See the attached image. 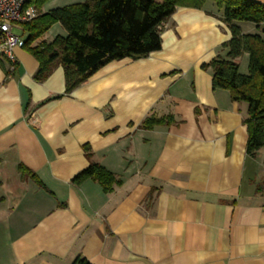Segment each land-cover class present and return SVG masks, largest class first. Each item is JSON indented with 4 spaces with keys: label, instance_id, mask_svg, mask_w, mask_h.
Returning a JSON list of instances; mask_svg holds the SVG:
<instances>
[{
    "label": "crops",
    "instance_id": "crops-1",
    "mask_svg": "<svg viewBox=\"0 0 264 264\" xmlns=\"http://www.w3.org/2000/svg\"><path fill=\"white\" fill-rule=\"evenodd\" d=\"M59 1L39 12L80 0ZM221 15L176 7L158 50L109 61L69 94L60 65L37 81L22 45L12 69L0 50V264H264V147L245 152L246 103L201 67L225 54ZM65 33L55 22L40 39ZM148 116L168 119L141 126ZM90 162L120 183H71Z\"/></svg>",
    "mask_w": 264,
    "mask_h": 264
},
{
    "label": "trees",
    "instance_id": "trees-1",
    "mask_svg": "<svg viewBox=\"0 0 264 264\" xmlns=\"http://www.w3.org/2000/svg\"><path fill=\"white\" fill-rule=\"evenodd\" d=\"M48 0H30L37 15L21 23L26 32L22 46L38 61L34 74L37 81L45 79L60 65L64 74V91L69 94L107 62L125 57L138 59L161 47L162 23L178 6L202 8L210 2L221 11L222 21L230 37L223 42L225 54H217L201 67L210 69L212 88H223L232 100L246 103L243 123L247 140L245 152L253 155L264 147V4L255 0H82L39 12ZM251 22L261 32L241 31L238 22ZM59 22L65 34L50 40L40 39L48 28ZM261 26V27H260ZM248 55V72H239L236 61ZM6 74L9 69L5 70ZM62 94L48 97L58 98ZM168 117H146L141 126L150 128ZM86 154L89 147L83 145ZM23 175L31 171L20 166ZM97 181L103 191L112 189L120 179L97 162H90L75 173L71 183ZM71 264H91L77 255Z\"/></svg>",
    "mask_w": 264,
    "mask_h": 264
},
{
    "label": "built area",
    "instance_id": "built-area-1",
    "mask_svg": "<svg viewBox=\"0 0 264 264\" xmlns=\"http://www.w3.org/2000/svg\"><path fill=\"white\" fill-rule=\"evenodd\" d=\"M30 0H0V50L10 61L12 69L16 60L14 48L22 45L13 27L29 21L37 15L36 10L28 4Z\"/></svg>",
    "mask_w": 264,
    "mask_h": 264
},
{
    "label": "rangeland",
    "instance_id": "rangeland-1",
    "mask_svg": "<svg viewBox=\"0 0 264 264\" xmlns=\"http://www.w3.org/2000/svg\"><path fill=\"white\" fill-rule=\"evenodd\" d=\"M56 1H59V0H56ZM68 1L72 2V0H68ZM80 1H82V0H80ZM67 4H69V3H67ZM63 5H66V3H64ZM253 25L255 26V24H253ZM254 28H255V32H261L260 28L259 29H257V27H254ZM14 31L20 37H23V36L26 37V33H22V31L20 29L14 28ZM52 32H55V31L53 30ZM54 34H56V33H53V35ZM244 55L245 56H244L241 64L239 65V72L246 74L248 72V55L247 54H244Z\"/></svg>",
    "mask_w": 264,
    "mask_h": 264
}]
</instances>
